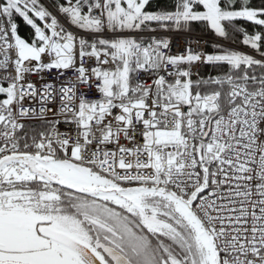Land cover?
<instances>
[{"label":"snow or ice","instance_id":"6c2138e0","mask_svg":"<svg viewBox=\"0 0 264 264\" xmlns=\"http://www.w3.org/2000/svg\"><path fill=\"white\" fill-rule=\"evenodd\" d=\"M0 264H264V0H0Z\"/></svg>","mask_w":264,"mask_h":264}]
</instances>
